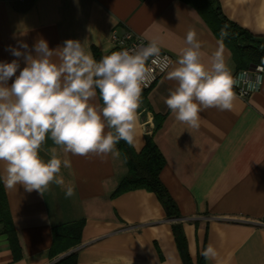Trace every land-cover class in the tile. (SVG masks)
I'll use <instances>...</instances> for the list:
<instances>
[{"label": "crops", "instance_id": "obj_1", "mask_svg": "<svg viewBox=\"0 0 264 264\" xmlns=\"http://www.w3.org/2000/svg\"><path fill=\"white\" fill-rule=\"evenodd\" d=\"M219 3L226 18L264 37V0ZM111 16L118 23L113 25ZM189 29L201 42L205 63L220 51L233 74L240 71L230 48L194 7L180 0H0V62L16 59L22 69L24 58L13 56L9 46L23 41L34 55L41 38L50 49L78 40L98 61L115 51L114 32L121 36L132 30L147 42L157 40L174 63ZM52 59L59 63L57 56ZM174 87L165 74L142 92L134 148H145L147 136L158 128L157 115H164L155 141L167 161L161 179L180 218H169L147 190L115 195L128 175L117 145L118 158L84 157L64 154L47 139L41 149L45 160L56 148L60 158L71 161V168L61 169L65 186L53 183L43 194L22 185L4 187L18 243L14 250L0 219V264H54V229L79 222H85L82 243L60 256L77 253V264H186L173 233L177 225L193 264H264V86L249 99L240 98L232 110L200 112L198 129L177 121L164 103ZM91 103L102 106L98 90ZM68 186L72 197L65 196ZM209 244L217 251L214 260L201 255Z\"/></svg>", "mask_w": 264, "mask_h": 264}, {"label": "clouds", "instance_id": "obj_2", "mask_svg": "<svg viewBox=\"0 0 264 264\" xmlns=\"http://www.w3.org/2000/svg\"><path fill=\"white\" fill-rule=\"evenodd\" d=\"M110 22L114 25L118 20L111 16ZM18 44L9 46V51L23 57L26 66L20 69L16 59L0 62V180L8 189L22 185L28 192L43 194L53 183L65 186L61 169L71 168V161L60 158L56 148L45 160L41 149L47 139L64 154L84 157L111 154L118 158L116 145L121 140L135 147L143 88L155 79L156 70L175 81L164 103L177 121L193 129L200 127V112L232 110L246 91L255 92L264 85L262 66H257L253 79L246 71L234 75L220 51L205 63L201 42L192 29L174 63L160 55L155 39L146 46L142 42L114 51L99 61L78 40L50 49L46 40L38 39L34 55L27 43ZM97 90L102 106L91 103ZM73 195L74 189L66 187L65 196ZM201 255L214 260L217 251L209 244Z\"/></svg>", "mask_w": 264, "mask_h": 264}, {"label": "trees", "instance_id": "obj_3", "mask_svg": "<svg viewBox=\"0 0 264 264\" xmlns=\"http://www.w3.org/2000/svg\"><path fill=\"white\" fill-rule=\"evenodd\" d=\"M180 1L194 7L200 13L218 39L230 48L240 71L257 65L264 66V37L253 35L226 18L219 0ZM100 59L98 58V61ZM165 118L164 115H157L159 122L157 130L164 125ZM156 131L147 136L146 146L141 152H137L134 147L127 145L123 140L117 144L128 167V175L115 195L127 194L135 190H147L158 197L169 218L178 219L180 218L178 205L161 179L167 161L155 141ZM4 187L0 180V219L5 223L11 245L15 250L18 239L10 213H8L9 204ZM84 228L85 222L55 228L51 249L52 259L58 260L61 255L77 248L82 243ZM173 233H175L179 250L186 264H193L188 254V244L183 228L179 225L174 226ZM54 264H77V253H72Z\"/></svg>", "mask_w": 264, "mask_h": 264}, {"label": "built area", "instance_id": "obj_4", "mask_svg": "<svg viewBox=\"0 0 264 264\" xmlns=\"http://www.w3.org/2000/svg\"><path fill=\"white\" fill-rule=\"evenodd\" d=\"M112 42L114 44L115 51H119V50L126 49V48L131 49V48L139 45L142 42L145 46L148 44L147 40H145L143 37L139 36L138 34H136L132 30L127 31L124 35H121V36L118 35L116 32H114L113 37H112ZM160 55L161 56H167V57H169L170 61H172V62L174 61L173 56L164 50L160 49ZM148 63L150 65V60ZM257 66H255L253 69H247V70H241V71H246L249 74V76L254 79L255 75H257V73H256ZM259 66L264 67L263 65H259ZM241 71H238L235 75H239ZM163 75H165V74L160 73L158 70H156L155 79L151 82V84L148 87L143 88V91L151 90L154 87V85L157 83V81ZM263 86L264 85H262L260 87V89L258 91H255V92L246 91V94H244L240 98L241 99L243 98L244 100L249 99L252 95L259 93L262 90ZM235 90H236L237 94L239 95L241 88L237 87Z\"/></svg>", "mask_w": 264, "mask_h": 264}, {"label": "water", "instance_id": "obj_5", "mask_svg": "<svg viewBox=\"0 0 264 264\" xmlns=\"http://www.w3.org/2000/svg\"><path fill=\"white\" fill-rule=\"evenodd\" d=\"M251 69H253V68H251ZM68 255H69V254H68ZM68 255H66V256H68ZM66 256L60 257L56 262H58V261H60L61 259L65 258Z\"/></svg>", "mask_w": 264, "mask_h": 264}]
</instances>
